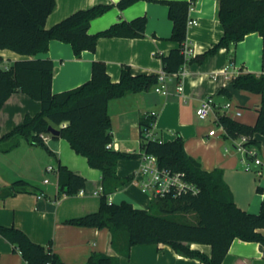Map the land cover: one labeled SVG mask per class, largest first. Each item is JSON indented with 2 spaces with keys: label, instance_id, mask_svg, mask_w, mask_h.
Wrapping results in <instances>:
<instances>
[{
  "label": "crops",
  "instance_id": "obj_1",
  "mask_svg": "<svg viewBox=\"0 0 264 264\" xmlns=\"http://www.w3.org/2000/svg\"><path fill=\"white\" fill-rule=\"evenodd\" d=\"M54 1V7L45 20V27L77 9L99 3L109 4V7L90 20L89 33L139 15L146 16V23L141 37L101 36L93 51L83 50L79 56L74 55L68 42L50 39L48 49L36 53L34 57H49L52 60L53 92L65 91L89 79L93 60L105 63L112 81L118 80L123 65H128L133 74H157L162 70L161 57L176 45L169 38L172 23L168 18L167 6L156 0H138L123 9L115 5L118 0ZM217 10V0H196L190 7L189 17L195 19L196 24L186 26L183 48H189L191 53L181 66L182 73L170 76L167 95L149 89L147 92L129 93L108 101L107 109L112 124L111 148L138 152L139 116L152 113L155 115L151 130L154 137L166 141L181 136L185 152L198 160L202 169L222 170L223 179L237 206L257 213L264 203V135H252L261 165H254L248 158L250 167H246L242 152L235 148L233 140L224 137V131L215 119L219 114H228L241 123L254 124L261 96L233 88L232 80L240 72L264 73V37L257 32L246 33L229 49L219 48L213 54L206 55L201 62L190 60L219 40L223 29ZM28 57L7 48L0 49V63L3 65ZM179 81L182 90H177ZM222 87L230 90L229 96L218 92ZM207 96L212 97V112L207 119L202 120L197 117L195 110L201 99ZM226 103H230L227 108L224 107ZM39 110L40 103L37 100L22 91L14 90L0 108V133L8 132L25 115L35 114ZM236 110L241 113L235 115ZM210 128L216 130L212 135L208 134ZM46 135L48 138L44 142L47 148L20 138L18 144L9 151L0 150V189L18 178L37 186L33 192H18L9 196L0 194V225H14L34 242H51L53 250L69 264H84L93 252L116 255L119 264H203L196 258L183 256L168 245L158 243L134 244L129 255L124 256L111 247L108 228L68 223L67 220L71 218L98 210L101 193L95 191L101 187V175L64 138ZM58 163L85 178L83 194L58 193ZM139 163V157L120 159L116 172L121 177H129ZM48 165L53 167L52 171H46ZM44 179L48 181L44 182ZM40 193L42 195L38 197ZM108 196L110 202L125 200L141 209H147L150 204L146 195L131 179ZM191 247L207 255L211 252L210 245L206 243H191ZM0 264H23L20 253L14 251L13 246L3 238H0ZM221 264H264V244L234 238Z\"/></svg>",
  "mask_w": 264,
  "mask_h": 264
},
{
  "label": "trees",
  "instance_id": "obj_2",
  "mask_svg": "<svg viewBox=\"0 0 264 264\" xmlns=\"http://www.w3.org/2000/svg\"><path fill=\"white\" fill-rule=\"evenodd\" d=\"M135 1L138 0H118L115 5L123 9ZM156 1L167 6L168 18L172 23L169 38L176 44L161 57L162 70L175 73L187 60L183 45L189 9L196 0ZM217 2L222 34L214 45L190 60L201 62L206 55L213 54L219 48L229 49L246 33L257 32L264 37V0ZM54 4V0H0V49L7 48L30 56L14 60L10 65L0 63V108L14 90L22 91L40 103L37 113L25 115L18 125L4 134L0 133V150L9 151L18 144L20 138L47 148L40 134H49V125L58 129V135L50 136L64 138L101 175L98 210L71 218L67 222L77 226L108 228L110 245L118 254L128 256L134 244L158 243L168 245L183 256L196 258L203 264H221L234 238L264 244V203L257 213L237 206L221 169H202L198 160L185 152L181 136L164 141L151 134L154 114L139 116L138 152L106 147L112 141L108 101L129 93L147 92L156 84L157 74H133L128 65H123L118 80L112 81L105 63L93 60L89 79L65 91L53 92L52 60L49 57H34L36 53L48 49L50 39L68 42L74 55L79 56L83 50L93 51L101 36L141 37L144 34L146 16L139 15L130 20L114 22L103 30L89 33L90 20L109 7V4L99 3L77 9L45 27V20ZM232 87L261 96L255 122L252 125L241 123L228 114L217 115L215 121L225 128L226 139L232 140L245 134L249 137L248 143L255 144L252 135H264V73L240 72L233 78ZM218 92L230 95V90L226 87ZM63 122L66 124L61 125ZM142 152L156 156L162 167L183 172L188 180L197 185V192L178 198H157L150 202L147 209L133 207L125 200L119 203L107 201V196L117 191L131 177L117 174L118 160L139 157ZM56 180L60 195H74L84 188L86 182L83 176L61 163H58L56 169ZM36 189L35 184L18 178L2 187L0 194L9 196ZM191 211L195 216L192 224L170 217L176 213ZM0 238L8 241L13 250L20 253L24 264H69L53 250L51 242H34L14 225H0ZM191 243L209 244L210 254L192 248ZM84 264H119V259L116 255L93 252Z\"/></svg>",
  "mask_w": 264,
  "mask_h": 264
},
{
  "label": "built area",
  "instance_id": "obj_3",
  "mask_svg": "<svg viewBox=\"0 0 264 264\" xmlns=\"http://www.w3.org/2000/svg\"><path fill=\"white\" fill-rule=\"evenodd\" d=\"M196 24V20L188 17L187 25ZM184 55L187 56L191 53V50L187 47L183 48ZM7 67V66H5ZM181 69L175 73H167L164 70H161L157 73V82L152 87L155 92L161 93L162 95H167L168 93V81L171 78V75L181 74ZM177 90H182L181 81L177 84ZM212 97H204L201 99L199 105L197 106L195 113L199 119L205 120L208 118L210 112H212ZM230 103L224 105L225 108L229 107ZM235 115H239L241 112L239 110L235 111ZM220 128L225 132V128L220 125ZM214 128H210L208 134L212 135L215 133ZM50 134V133H49ZM40 136L43 140L48 138V135L41 133ZM234 141L235 148L242 152L244 156V161L246 167H250L248 163V158L251 159L254 165H261L262 161L257 157V149L254 144L248 143L249 137L245 134L237 136V138L232 139ZM112 143L109 142L106 144V147H111ZM140 163L137 169L131 174L130 179L136 183L139 187V190L146 195L149 202L157 198L162 197H172L178 198L185 194H195L198 190V187L193 181L191 182L186 178L183 172L175 171L166 167H162L158 164L156 156L148 153L139 154ZM53 167L51 165L46 166V171H52ZM48 179H44V182H47ZM83 188L78 190L76 194H83ZM95 193H101V187L95 191ZM42 193L38 194L40 197ZM107 200L110 201L109 196ZM24 264V263H23Z\"/></svg>",
  "mask_w": 264,
  "mask_h": 264
},
{
  "label": "rangeland",
  "instance_id": "obj_4",
  "mask_svg": "<svg viewBox=\"0 0 264 264\" xmlns=\"http://www.w3.org/2000/svg\"><path fill=\"white\" fill-rule=\"evenodd\" d=\"M170 217L173 219L183 221V222H188L191 224L195 221V216L192 211L190 213H176L174 215H170Z\"/></svg>",
  "mask_w": 264,
  "mask_h": 264
},
{
  "label": "water",
  "instance_id": "obj_5",
  "mask_svg": "<svg viewBox=\"0 0 264 264\" xmlns=\"http://www.w3.org/2000/svg\"><path fill=\"white\" fill-rule=\"evenodd\" d=\"M48 132L51 134V135H58L59 131L58 129H56L55 127L49 125L48 126Z\"/></svg>",
  "mask_w": 264,
  "mask_h": 264
}]
</instances>
